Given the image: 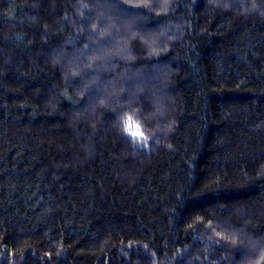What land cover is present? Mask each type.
I'll return each mask as SVG.
<instances>
[{"label":"trees","instance_id":"trees-1","mask_svg":"<svg viewBox=\"0 0 264 264\" xmlns=\"http://www.w3.org/2000/svg\"><path fill=\"white\" fill-rule=\"evenodd\" d=\"M120 4L0 0V264H264V0Z\"/></svg>","mask_w":264,"mask_h":264},{"label":"snow or ice","instance_id":"snow-or-ice-1","mask_svg":"<svg viewBox=\"0 0 264 264\" xmlns=\"http://www.w3.org/2000/svg\"><path fill=\"white\" fill-rule=\"evenodd\" d=\"M107 3L114 5L122 14L124 15H134V16H143L144 13L142 11H139V5L134 6L137 10L134 11L133 8H124L123 5L120 4V0H106ZM95 36V30L92 33ZM110 44L109 40H106L104 38H100L99 41L97 42V50L99 49H103L108 47ZM132 126V122H131V117L128 118V123L125 125V129L124 131L126 133L129 132V128ZM135 127L137 128V131L135 132H131L129 133L132 137H138L139 140L138 141H134V144L139 142L142 143L144 147H147V137H145L143 135L142 132H140L139 129V125H135ZM135 150V148H134Z\"/></svg>","mask_w":264,"mask_h":264},{"label":"rangeland","instance_id":"rangeland-1","mask_svg":"<svg viewBox=\"0 0 264 264\" xmlns=\"http://www.w3.org/2000/svg\"><path fill=\"white\" fill-rule=\"evenodd\" d=\"M132 122V126L129 128V132L128 133H131V132H135V131H137V128L135 127V125H136V123H134L133 121H131ZM127 123H128V121H127ZM126 123V124H127ZM139 130V129H138ZM132 137V136H131ZM132 138H134V139H136V140H139V138L138 137H132Z\"/></svg>","mask_w":264,"mask_h":264}]
</instances>
